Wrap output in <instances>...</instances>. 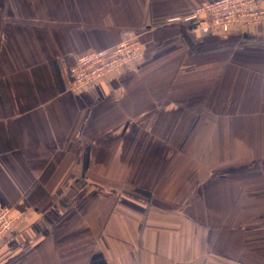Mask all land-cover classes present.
<instances>
[{
	"label": "crops",
	"instance_id": "0c3cea01",
	"mask_svg": "<svg viewBox=\"0 0 264 264\" xmlns=\"http://www.w3.org/2000/svg\"><path fill=\"white\" fill-rule=\"evenodd\" d=\"M212 1L0 0V264H264V24L172 20Z\"/></svg>",
	"mask_w": 264,
	"mask_h": 264
},
{
	"label": "built area",
	"instance_id": "2783aa9c",
	"mask_svg": "<svg viewBox=\"0 0 264 264\" xmlns=\"http://www.w3.org/2000/svg\"><path fill=\"white\" fill-rule=\"evenodd\" d=\"M206 18L202 34L214 30H230L232 27L264 24V0H216L196 7L190 15L172 20L190 21ZM138 34L130 32L123 41L110 48L84 52L77 57L69 73L73 90L98 82L108 74L134 62L141 53ZM20 215H12L7 207H0V241L13 228Z\"/></svg>",
	"mask_w": 264,
	"mask_h": 264
},
{
	"label": "rangeland",
	"instance_id": "374dc122",
	"mask_svg": "<svg viewBox=\"0 0 264 264\" xmlns=\"http://www.w3.org/2000/svg\"><path fill=\"white\" fill-rule=\"evenodd\" d=\"M9 232H10V231H9ZM9 232H8V233H9ZM7 235H8V234H7ZM7 235H6V236H7ZM6 236H5V237H6ZM3 239H4V238H3ZM3 239H2V240H3ZM2 240H1V241H2ZM1 241H0V242H1Z\"/></svg>",
	"mask_w": 264,
	"mask_h": 264
}]
</instances>
